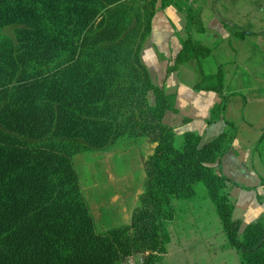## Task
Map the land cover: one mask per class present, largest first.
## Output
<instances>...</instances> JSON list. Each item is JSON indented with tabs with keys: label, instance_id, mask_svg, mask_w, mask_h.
I'll return each instance as SVG.
<instances>
[{
	"label": "trees",
	"instance_id": "obj_1",
	"mask_svg": "<svg viewBox=\"0 0 264 264\" xmlns=\"http://www.w3.org/2000/svg\"><path fill=\"white\" fill-rule=\"evenodd\" d=\"M174 4L0 0V264H122L136 255L161 263L179 220L174 201L194 199L199 184L241 264H264V224L242 231L222 172L234 126L204 146L187 132L177 147L165 122L174 97L142 62L157 13ZM178 8L188 35L168 73L211 55L193 38L192 9ZM9 27L14 39L4 34ZM199 73L197 91L223 95L221 70L206 76L199 66ZM139 138L157 146L144 161L131 223L99 233L74 158Z\"/></svg>",
	"mask_w": 264,
	"mask_h": 264
},
{
	"label": "crops",
	"instance_id": "obj_2",
	"mask_svg": "<svg viewBox=\"0 0 264 264\" xmlns=\"http://www.w3.org/2000/svg\"><path fill=\"white\" fill-rule=\"evenodd\" d=\"M172 1L176 4L157 13L142 51V62L153 82L174 97L176 111L168 113L165 122L176 129L177 141L183 144L187 132H196L202 137V146L230 129V124L234 126L233 144L222 158L234 218L241 222L242 231L252 223L264 224V0ZM179 6L192 9L193 38L211 50V55L168 73L188 35L187 14ZM199 66L206 76L222 71L223 95L196 90L201 81ZM133 141L131 146L137 148L138 163L145 171L144 161L154 153L157 144L147 138ZM145 181L143 174L141 188L136 190L129 209L124 201L114 198L107 206L105 201L102 203L101 231L131 223ZM174 205L177 209L182 207L180 200L174 201ZM189 218L199 220V229L184 232L177 230V221L170 225V242L162 261L173 256L177 264H213L220 257L224 259L221 264H241L238 252L228 248L222 226L215 233L207 229L208 220L201 214H190ZM117 220L123 223L108 226ZM217 244L222 248L216 249ZM123 263L143 264V255L129 257Z\"/></svg>",
	"mask_w": 264,
	"mask_h": 264
},
{
	"label": "rangeland",
	"instance_id": "obj_3",
	"mask_svg": "<svg viewBox=\"0 0 264 264\" xmlns=\"http://www.w3.org/2000/svg\"><path fill=\"white\" fill-rule=\"evenodd\" d=\"M4 34L14 39V28H6ZM131 145H134V141H121L108 151L87 152L74 158V165L80 176L82 190L87 202L92 205L93 213L97 219L96 230L99 233L103 232L101 231L103 211L100 210L104 207L101 205L106 204L107 206L109 202L118 199V202L124 201L125 207L129 209L130 201L137 192L136 190L141 188L143 174L146 176L142 163H138L137 148ZM181 145L182 142L176 140V146L180 147ZM112 176H114V183L110 182ZM128 193L131 194L128 195ZM197 193L198 195L194 199L180 200L182 207L178 209L177 230L180 228L184 232L196 231L200 227L198 225L199 220H191L189 215L201 214L204 219L208 220L207 229L218 233L221 228L220 219L204 185L199 184L197 186ZM187 206L190 207L186 208ZM116 222H112L113 224L108 226H118L123 223L121 220ZM221 248L217 244L216 249ZM176 260L172 256L159 264H177ZM223 260V258L216 257L213 264H221Z\"/></svg>",
	"mask_w": 264,
	"mask_h": 264
}]
</instances>
